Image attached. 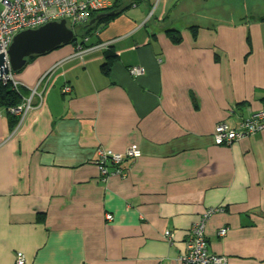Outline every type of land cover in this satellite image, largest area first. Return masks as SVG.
<instances>
[{"label": "crops", "instance_id": "1", "mask_svg": "<svg viewBox=\"0 0 264 264\" xmlns=\"http://www.w3.org/2000/svg\"><path fill=\"white\" fill-rule=\"evenodd\" d=\"M200 2L126 0L91 49L53 51L17 74L25 97L40 84L43 100L14 129L0 117V264L18 253L26 264H179L209 211V254L264 264V130L213 139L220 123L264 112V19H234L229 6L224 23L192 25L175 45L165 24ZM101 149L142 157L105 181Z\"/></svg>", "mask_w": 264, "mask_h": 264}, {"label": "built area", "instance_id": "2", "mask_svg": "<svg viewBox=\"0 0 264 264\" xmlns=\"http://www.w3.org/2000/svg\"><path fill=\"white\" fill-rule=\"evenodd\" d=\"M115 0H0V54L6 55L16 35L27 30H36L53 22L66 21L69 27L85 25L90 21L91 14L111 8ZM133 76L143 74L141 68L131 70ZM4 84H10L13 90L19 91L24 85L10 72L0 79ZM6 84V85H7ZM40 86V84H39ZM38 86V87H39ZM29 89V88H28ZM30 98H23L22 103L11 109L12 116L21 121L33 109V98L38 96L42 102V93L36 88L31 90ZM64 93L70 92L66 87ZM1 116V114H0ZM262 116V118H259ZM264 130V112L247 119L241 128L233 129L224 123L216 126L213 139L218 146H230L235 141L248 139ZM142 153L137 149H130L124 155L101 149L98 153V168L103 175V180L111 177L126 178L128 170L124 161L141 158ZM111 164V165H109ZM214 211L207 212L198 222L194 223L186 253L179 258V264H223L225 257L209 254L206 223ZM109 221L112 216H107ZM227 229L220 232V236L227 234ZM171 233L166 232L165 237L170 240ZM17 264H26L24 254L18 253Z\"/></svg>", "mask_w": 264, "mask_h": 264}, {"label": "water", "instance_id": "3", "mask_svg": "<svg viewBox=\"0 0 264 264\" xmlns=\"http://www.w3.org/2000/svg\"><path fill=\"white\" fill-rule=\"evenodd\" d=\"M106 15H100L90 22L94 24ZM75 32L66 21L53 22L36 30H27L15 36L6 55L0 54V79L10 72L21 73L28 65L31 57L47 55L57 49L71 45Z\"/></svg>", "mask_w": 264, "mask_h": 264}, {"label": "trees", "instance_id": "4", "mask_svg": "<svg viewBox=\"0 0 264 264\" xmlns=\"http://www.w3.org/2000/svg\"><path fill=\"white\" fill-rule=\"evenodd\" d=\"M126 0H115L114 4L111 8L105 10V11H99L96 13L91 14L90 21L86 23L85 25L81 26H75L70 27L75 32V39L71 45L75 46L76 48H80V51H85L86 49H91L93 46H89L87 44V39L91 38L93 35L94 30H96L101 25L104 26V28L112 21L117 19L119 16H121L126 9H122L123 2ZM135 3H137L139 0H133ZM129 7H131L129 5ZM176 7V4L175 6ZM100 15H106L102 19H100L95 25H90V22L100 16ZM250 19H257V20H263L264 18H254V17H247ZM200 27L193 26L191 27V31L193 33L194 39L197 38L198 32ZM167 35L171 39V41L175 45H179L182 43V33L175 29L171 28L167 30ZM106 62L103 65V68L105 69V72L108 73L111 70V65L114 60H116L117 56L113 54L111 51L106 52ZM38 57H31L28 60L29 65L33 60L37 59ZM23 98H25L23 89H20L19 91L13 90L11 85L5 86L4 84H0V113L6 114L10 118V124L12 128H16L20 122V119L18 117L12 116L11 109L18 107L21 103Z\"/></svg>", "mask_w": 264, "mask_h": 264}, {"label": "rangeland", "instance_id": "5", "mask_svg": "<svg viewBox=\"0 0 264 264\" xmlns=\"http://www.w3.org/2000/svg\"><path fill=\"white\" fill-rule=\"evenodd\" d=\"M215 4H218V13L216 15L213 12L214 11L213 7ZM229 6L232 9V11L238 12L237 14L236 13L232 14L234 19L239 18L238 16H242L245 18L248 16L254 18H264V0H210L209 4L200 2L197 5L196 4L192 5L189 9H185V8L178 9L173 14L170 23L167 22V24L165 25L167 27L175 28L179 30L182 33V35H183V31H186V29H188L192 25L211 26L215 28L219 25L218 24L219 22L222 23L225 22L224 17L227 18L226 15L227 13L225 14V11L230 10ZM204 12L207 13L208 17H205ZM204 18H206L207 20H204ZM31 95L32 92L30 91V95L26 98H30ZM0 114L2 116L4 113H0ZM258 114H261V112L255 113V115ZM25 118L23 120H25ZM259 118H262V116H260ZM22 121L20 120V122Z\"/></svg>", "mask_w": 264, "mask_h": 264}, {"label": "bare ground", "instance_id": "6", "mask_svg": "<svg viewBox=\"0 0 264 264\" xmlns=\"http://www.w3.org/2000/svg\"><path fill=\"white\" fill-rule=\"evenodd\" d=\"M68 46H73V45H68ZM68 46H63V47H61V48H59V49H57V50H60V49H62V48H65V47H68ZM13 75H14V77L16 78V76H17V74H15V73H13V72H11ZM6 84L8 83V81H6L5 82ZM43 83V82H42ZM41 83V84H42ZM0 84H4L2 81H0ZM4 84L5 86H7V85H9V84ZM32 89H34V88H29V91H31ZM36 89L38 90V87H36ZM241 141V140H240ZM113 152V151H112ZM113 153H115V152H113ZM140 158H137L136 160H139ZM99 172H100V175H101V178L103 179V175H102V173H101V171L99 170Z\"/></svg>", "mask_w": 264, "mask_h": 264}]
</instances>
